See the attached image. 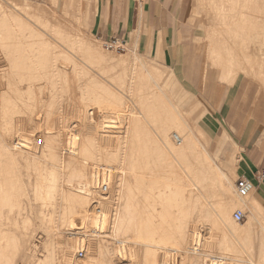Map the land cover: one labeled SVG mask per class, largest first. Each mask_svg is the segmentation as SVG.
Here are the masks:
<instances>
[{"label":"bare ground","instance_id":"1","mask_svg":"<svg viewBox=\"0 0 264 264\" xmlns=\"http://www.w3.org/2000/svg\"><path fill=\"white\" fill-rule=\"evenodd\" d=\"M204 2L209 10L204 16V35L211 46L207 50L211 56L207 55L213 67H219L221 78L229 82L239 71L243 72L250 84H260L264 99V0ZM61 20L53 8L0 0V52L4 57V63L0 64V264H119L121 255L117 254L120 251L117 244L128 242L143 247L141 264H154L156 257L151 248L162 243H169L170 250L184 256L186 264H215L208 260L209 255L232 264L264 263V203L251 194L254 187L247 195H240L235 183L233 191L225 175L214 169L206 148L193 135L191 127L187 128L186 123L187 129L180 125L177 118L180 112H173L174 104L161 86L163 79L157 78L161 77L158 70L142 63L134 53L117 56L103 52L75 26ZM248 38L257 39L260 47H254L256 42L247 44ZM253 50L257 52L253 54ZM249 56L251 59L247 60ZM86 66L92 69L96 66L101 72L108 70L109 73L104 72L108 77L89 78L88 70H84ZM103 93L112 101L106 104L111 105L110 108L123 105L127 109L129 103L136 106L133 104L136 97L138 111L127 109L121 114L120 127L115 130L104 126L101 134L103 124L99 129L98 122L90 121L86 126L82 120L84 126L81 127L86 131L82 129L91 134V146L83 142L84 134L82 138L75 133L78 147L69 143L70 146H65L63 128L53 126L56 121L61 123L63 107L75 104L72 101L77 98L81 103L85 101V105L88 100L99 104ZM81 105L84 108V103ZM38 114L42 115V121L38 120ZM33 115H37L36 118ZM19 119L21 123L28 122V131L42 132H39L43 139L40 152L32 150L33 138L28 137L26 129L27 136L21 133L16 143L12 142V137L19 134L18 128L24 131V123L19 122L21 127L16 125ZM172 127L180 131V136L173 134L176 145L168 139ZM90 148L94 149L93 155L85 158V151ZM109 161L118 165L113 191L98 193L99 199L91 202L95 197L92 194L101 191H96L90 173L98 169L100 162ZM179 168L182 173L176 174ZM208 182L215 183L211 186L213 192ZM96 201L112 204L110 216L107 214L110 218L106 216L108 228L103 233L85 230L88 227L80 230L79 226L72 230L82 233L86 239L95 237L94 257L79 261L72 256L73 244L64 238L63 225L68 222H65L68 215L73 214L75 220L90 218L89 214L93 213L89 212ZM159 202L164 206L162 203L158 206ZM37 203H48L53 208V216L49 217L52 230H45L50 238L41 254L42 239L36 237L40 234L34 235V231L28 230L31 226L41 227L46 218L42 210L36 209ZM157 206L166 215L157 214L166 219L155 212L159 221L152 219V210ZM237 207L254 212V221H236L233 217L236 210L245 215ZM234 208L237 209L232 212ZM97 210L102 211L98 204L94 205L93 212ZM203 221L208 224L205 226ZM197 226L210 232L216 228L220 235L217 245L234 248L236 253L199 251L197 241L190 243V231ZM187 241L191 246H185Z\"/></svg>","mask_w":264,"mask_h":264},{"label":"rangeland","instance_id":"2","mask_svg":"<svg viewBox=\"0 0 264 264\" xmlns=\"http://www.w3.org/2000/svg\"><path fill=\"white\" fill-rule=\"evenodd\" d=\"M4 1L10 2L11 0H4ZM15 1L20 2V3L36 5L38 7H46L48 9L53 8L55 13L62 19L61 20L62 22L66 23L70 26H75L87 39H90L89 41L92 42V40H93L95 44L97 43V46L99 45L100 49L101 50L103 49L102 50L103 52H106V53L109 52L112 54L115 53V55H117V56H119V55L124 56L126 54L134 53V54H136L138 59H140V61L143 60L142 63H145V64L147 63V65L152 66V68L155 67L154 69L158 70L157 72H159L158 76L162 77V78L161 77H157V78H160L161 80L163 79L161 81L162 82L161 86H162V88L164 87V89H165V91H164V89H163V91L165 93L169 92L167 94L170 97V100L174 104V108H172L173 112L174 113H177V111L180 112V113H178L179 115L176 114V115H178L177 118L180 119L179 120L180 125L182 127L184 126L185 129H187L189 126L191 127L193 135L198 137V139L203 143V146L206 148L205 151L207 152V155H209L207 157H208V159L210 158V162L214 166V169H216L217 172L219 171L220 173H223L225 175L226 180H228L230 182V184L232 185L233 191H235L234 183H235L237 178L251 175V172L248 171L249 169L247 167V161L248 160H246L247 154H250V152L244 150L243 148H241L239 146L234 145V143L227 137V135L223 131L218 132V131H216V129H214V131H207L204 129V126H203V122H202L203 116H204V114L208 115L207 108H206V105L208 103L206 101L207 99L202 98L205 96L203 95L200 97L198 92L200 93L202 90L201 88H203L204 86H208L207 84L209 81L215 87V90L213 92L214 96L212 97L211 102L209 101V103L216 110V114L220 113L223 117L230 114V116H229L230 119L237 120V121H232V122H234V126H236L238 128L241 127V125L243 124V121L246 120L250 116L253 118L252 119L253 121L255 120L256 123L260 124L261 126H264V99L261 98L262 92L260 91V87H259L260 84H258V83H251L250 84L249 78H247L248 76L241 71H239L237 73V75L234 77V79L232 80L233 82L232 81L231 82L225 81L224 79L221 78V76L219 74V69H218L219 67H213V65H212L213 64L212 60H210L211 58L209 57L211 55L208 54L209 53L208 51L210 50L209 47H211V46H208L209 43L205 39V35H204V29H205V27H204L205 26V23H204L205 17L204 16L208 14L207 12H209V10H206L207 5L205 4L204 0H184L185 14H184L183 20L181 22H179V25L177 28L178 36H183L182 40L185 41V43L177 44V53H176V60H175L176 63L178 64L177 68H178L179 72H181L183 70L184 72H188V74L189 73L194 74L192 78H193V80H195L194 87L197 86V87H195L196 89L195 88L193 89L191 85H189L188 83H184V81L182 82L180 79H178L175 75L174 70H172L171 67H169L168 65L163 63L162 56L159 57L158 51H155L153 53H149L150 51H148V49H146V47H144V46L142 47V44L138 43V41H137L138 38H137L136 32L128 35V36H130V38L126 39L122 48H119V49H107V48H105L103 45L104 41L102 39L98 38L95 34H93L90 31V28L88 26V22L85 19H83L81 0H54V1L53 0H15ZM203 4H204L205 8L203 7ZM75 17H78V18L75 19ZM202 22H203V24H202ZM248 40H250V41H248ZM248 40L246 39L247 44H248V42H250V43L252 42V44H250V43L249 44L253 45L256 42V44H254V47L255 46L257 48L260 47V45H258V43H257V41H258L257 39H256L257 41L256 40L253 41L251 38H248ZM262 41H263V39H262ZM199 44H201L200 48H197V46ZM263 47H264V45H263ZM253 52H254L253 54H255L257 52V50H253ZM260 57L261 56H259V58ZM263 57H264V54H263ZM249 59H251L250 56H249V58H247V60H249ZM262 60H264V59L262 58ZM1 62L4 63V57H3L2 53L0 52V64H2ZM90 67H92V66H90ZM90 67L86 66L85 67L86 69L84 68L85 71L88 70L87 75H89V78L90 77L96 78V76L98 78H101V75L104 77L107 76V74H105L104 72H107L108 70H105V71L102 70L104 72H101V69L96 67V66H93V69ZM204 67L206 69L210 68V70L207 71V74H206L207 77L206 78H205V75L203 74V68ZM139 69H140V67H139ZM107 73H109V71ZM92 74H94L95 76ZM112 82L116 83L115 81H112ZM217 85H220L219 88L217 87ZM110 86H111V89H114L113 85H110ZM197 89L198 90L200 89V90L197 91ZM114 90L116 92H118V94H119V91H117L116 89H114ZM99 94H101V93H99ZM120 94L122 95V93H120ZM102 95L99 98L100 99L103 98V100L105 102H101V101H103L101 99V100H99L100 101L99 104H95L91 100H88L90 103L87 101L86 105H85V101H84L83 103L85 106H84V108H82L81 104H83V103H81L82 101L78 100V98H77L76 99L77 101H72V102H75V104L71 102L72 104H70V105H72V106H70V105L67 106L70 108L67 109V107H63L64 113L62 114L63 118L61 120V123H58L56 121V123L54 122L55 124L53 123L54 124L53 126L57 127L58 125H60V128L61 127L63 128V131H62L63 132V141L66 142V143H64V142L63 143L65 144V146H68L70 144L72 147H78V145L76 146V144H78V137L77 136L79 135L82 137L83 134H84L83 135L84 138L82 137L83 142L87 145L91 144V136H90L91 134L87 133L88 131L85 132L86 131L85 128L81 127V126H84V125H82L84 123V121H85L84 124L86 126L90 121H92V122L94 121V124H96V122H98L96 126L99 125L98 126L99 129L101 127L100 125L103 124V127L99 130V132L101 130H104V126H107V127L109 126V128L111 127L110 129L114 128L116 130V128H118V126L119 127L121 126L120 121L122 118H120V117H122V115H121L122 113L127 112L126 111L127 109H131V110L134 109V111H138L139 105H138V99L136 97H134V99H133L134 100L133 104H136V106L134 105L136 109L132 108L134 106L131 103H129L127 109H124L126 106L124 107L123 105H122V107H121V105H119L117 107L114 106V107L110 108L111 105L108 106L106 104H110V103H112V101L111 102L109 101L110 98H107V97L105 98L104 93ZM122 96H124V95H122ZM106 99H108V100H106ZM255 99H257V100L255 103H253V101ZM91 103H93V105H91ZM79 104L81 107L79 106ZM75 105H77V108L75 107ZM97 105H98V107H97ZM87 106L89 109L87 108ZM170 106L172 107V105H170ZM175 108H176V110H175ZM86 109H88V112H86ZM66 111H67V113H66ZM82 111H84V113ZM87 113H88V115L89 114L90 115L89 116L86 115ZM68 115H69V117H68ZM84 115H86V117L87 116L92 117V119L90 118L91 119L90 120L87 117V119H88V122H87V119H85L86 117H83ZM33 116L36 118L37 115H33ZM40 116H42V115L38 114L37 118H39ZM180 116H182L181 118L183 120H181ZM40 118L38 120L42 121L43 117H40ZM21 119H25V118L22 117ZM82 120H84V121H82ZM19 122H20V119L18 121H16L17 127H19V126L21 127V125H20L21 122L20 123ZM25 122L26 121L24 120L21 123V124L24 123L22 126L24 131L21 132V130H20L21 128L20 129L18 128L17 132L19 134L17 133L18 135H15L14 137H12V139H13L12 142L16 143L15 139H17V137L19 138V135L21 133H23L25 136L29 135L28 137L33 138V142L31 141V144L33 143V146L35 145L34 147L32 146V150L37 151V153H38V151L40 152V150H41L40 146L43 144V139H42V134H41L42 132L39 130L35 131L34 133L30 130L28 131L26 128L28 126V124H27L28 122H26V123ZM81 122H82V124H81ZM108 123H111L112 125L108 124ZM185 123H186L187 128L185 127ZM25 124H27V125H25ZM56 124H57V126H56ZM61 124H64V125L61 126ZM80 127H81V129H80ZM57 128H59V127H57ZM82 128H84L85 131ZM174 128H176V129H174ZM25 129H26L27 135L25 134ZM79 130H80V132L83 130L82 131L83 133L81 132V135H80ZM178 130L179 129L177 127H172L170 129L171 134L170 133L168 134L169 141H171L175 145L177 143V139L174 137L173 134H177L180 136V131H178ZM30 132H32V134ZM39 132H41V133H39ZM69 132L73 134V137H72V134H69ZM101 133L102 132H100L99 134H101ZM201 134H203L202 135L203 137L201 136ZM65 135L67 138H65ZM38 138L42 141V143L34 144V142H36V140ZM107 145L108 144H106L104 146H107ZM255 148H257L259 150V153H260V154L254 155L255 159L257 160V168L259 171L264 170V145L262 143H259V141H258V143L255 145ZM93 150H94L93 148H90L87 151H85L84 157L85 156L91 157L93 155V152H92ZM246 152H247V154H246ZM109 162H112V163H109ZM109 162L108 163L107 162L106 163L100 162L101 167L96 165V164H93V166L94 165L98 166V169L95 172L90 171L91 172L90 176L94 180V184H96L97 182H100L101 178L104 180L107 179V182H108L107 187L109 186L107 191L110 192V191H113V188H114V182H115V179L117 176L116 172L118 171V165L116 166V163H113V161H109ZM179 169L176 171V174L182 173L181 169L179 172ZM244 171H248V173H245ZM24 176L26 177V175L25 174L23 175V180L26 182L27 177L25 178ZM209 181L212 182L213 180H211L209 178ZM210 182H208V187H209V184H212ZM214 184L215 183L210 185V189L208 188L212 192H213V188L211 186H214ZM95 187L97 188L96 185H95ZM255 190L258 191L260 196L264 199V183L259 182L258 185H256ZM96 191H98V189H96ZM254 191L251 192V194L253 196H254ZM98 193L100 195V193H102V192H96V194L95 193L92 194V196L95 195V197H93L94 199L91 198V200H90L91 202L96 200L97 198L99 199ZM160 201H162V200H160ZM262 202L264 203V200H262ZM160 203H162L164 206L163 202H159L158 206L159 205L162 206V204H160ZM96 204H98L102 210L101 211L102 214L100 213L101 216L96 214V212L95 213L93 212L94 211V205H96ZM94 205L92 206L93 208L91 207L92 208L91 212H89V213H93V214H89L90 218H89V216H86V218L80 217V218L75 220V218L72 216L73 214L71 213L72 215H70V216L68 215L67 219L65 220V222H67V221L68 222L67 223L64 222L66 225H63V226H65L64 228L66 230L65 233L63 234L64 238L66 240H69V242H72V244H73L72 256H73V258H75L79 261L86 259L87 256L88 257H94L93 255L95 253V251H94L95 249H93L94 248L93 242H95V241L93 240V238H95V237L94 236L91 237L92 238L91 240L86 239L87 237H85L82 233H81V235L74 233L73 232L74 229L77 226H79L80 230H83V228L85 229L86 227H88L85 230L94 229L96 231V233H99V232L103 233L105 231V229L108 228L107 225H108L109 219H107V217H109L110 216L109 214L112 212L111 211L112 210V204L111 203L103 204L102 202L99 204L97 202ZM51 206L52 205H50L48 203H42V204L37 203L36 209L42 210L43 214L46 216V218L43 217L45 219H43L44 221L42 222L41 227L40 226H38V227L37 226H34V227L31 226V228L28 227L29 232L34 231L33 232L34 235L40 234V236L39 235L36 236V237H40V239H42V243H43V244L41 243L39 245V253L40 254L45 250L44 246L46 243H48L49 238H50V237H47L45 230L46 229L49 231L52 230V228L50 229V227H52V225H51L52 223H51L50 218H51V216H53L52 215L53 208ZM158 206H157L156 210H158L159 212L158 211L156 212V210L153 211L154 209L152 210L151 214L154 217L156 215H158L157 213H160V212L164 215L163 210L161 209L162 211H160ZM237 208L241 209L245 212L242 223H248L250 221H254V219H253V213L254 212H252L251 210L244 208V207H237ZM237 208H234L232 210V212ZM87 211H89V209ZM45 212H47V213H45ZM153 212H155L156 215H154ZM232 212H231V216H232ZM68 214H70V213H68ZM163 215H161L159 217L161 219L162 218L166 219V217H164L166 215V212H165V215L164 216ZM154 217L152 218L153 220L158 219V221H159L158 217H155V219H154ZM88 218H89V221H88ZM73 220H75V221H73ZM75 222L78 225L77 224L74 225ZM87 222H88V225H86ZM81 223L83 224V226H81L82 225ZM203 224H205V226H206V224H208V223H207V221H203ZM237 224H238V222H237ZM239 224H241V223H239ZM69 227H71V228H69ZM75 230H77V229H75ZM216 231H218V230H216V228H213L210 232V230H208L207 228L201 227V226H197L196 228H192V230L190 231V239L192 238L190 243L194 244V243L198 242L196 247L201 248L199 251L204 250V251L208 252L209 254H212V253L214 254V252L216 253V251H218V253L222 254V255L223 254H230V255L235 254L236 251L234 250V248L230 249L229 246L224 245L222 247L220 245H217L216 241H218L220 235L218 236L217 235L218 232H216ZM223 231L226 232L225 229H223ZM89 238H90V236H89ZM90 244H92V245H90ZM162 244L163 245H161V246L157 245V246L151 248L154 255H155L154 257H156V258H154L155 260L153 259L154 264H179V263L180 264H186L187 263L186 260L183 259L184 256L182 258V256L178 255L177 252H175L172 249L170 250L169 249L170 247L168 248L169 243H167V244L162 243ZM191 244H189V241H187L185 246L188 247V246H191ZM117 245H118V247L116 246L117 251L120 250L119 252H117V254H118V256H120V255L122 256V257L120 256V258H119V261H120L119 264H141L143 262L142 258H141V255H142L141 253H143V250H142L143 247H141L140 245L137 246L136 244L129 243V242L117 244ZM119 247L122 248L123 251ZM79 248H82L84 251L82 256L77 255V252H78L77 250ZM89 255H91V256H89ZM127 258H128V260H127ZM179 258L180 259L182 258L183 260L181 259V261H180ZM208 260H210V261L212 260L211 262L212 263L215 262V264H229L230 263V262H226V260L221 259L219 257H216V258L210 257V255L208 256ZM184 261H185V263H184ZM65 263L66 262H63L62 264H65ZM230 264H232V263H230ZM233 264H235V263L233 262ZM262 264H264V263H262Z\"/></svg>","mask_w":264,"mask_h":264},{"label":"crops","instance_id":"3","mask_svg":"<svg viewBox=\"0 0 264 264\" xmlns=\"http://www.w3.org/2000/svg\"><path fill=\"white\" fill-rule=\"evenodd\" d=\"M81 3L83 19L88 22L90 31L98 38L103 41L118 38L125 43L126 39L130 38L128 35L136 32L137 41L142 47H146L149 53L158 51L163 63L174 70L178 79L188 83L193 89L197 87H194L195 80L192 78L194 74H188L183 70L179 72L175 61L177 44L185 43L182 40L183 36L177 34L179 22L183 20L185 14L184 0H81ZM200 45L197 48H200ZM208 70L210 68H203L205 78ZM207 85L201 88L200 93L198 92L200 97L203 95L206 97L202 98L207 99L208 103H206L208 115L204 114L202 120L204 129L223 131L234 145L250 152V154L246 152V160L251 175L244 177L254 181V173L258 171L254 155L260 154L255 145L258 141L264 145V126L253 121L250 116L238 128L232 122L237 120L230 119V114L224 117L220 113L216 114V110L209 103L214 96L215 87L210 81ZM219 86L217 85L218 88ZM258 183L254 181V190ZM254 196L264 200L256 190Z\"/></svg>","mask_w":264,"mask_h":264},{"label":"built area","instance_id":"4","mask_svg":"<svg viewBox=\"0 0 264 264\" xmlns=\"http://www.w3.org/2000/svg\"><path fill=\"white\" fill-rule=\"evenodd\" d=\"M104 47L107 49H119L122 48L124 45V41L120 40L118 38H112L110 40H106L103 42ZM41 140L38 138L35 142V144H40ZM18 144V143H17ZM254 181L256 182H264V170H258L254 173ZM254 181L252 179H249L247 177H239L235 181V186L240 195H247L255 186ZM107 179L104 180L101 178L100 182H97V189L100 190L101 192H106L108 187H107ZM101 211H96V214H100ZM233 217L236 221H242L244 218V213L240 210H236L233 213ZM78 256H82L84 253L82 248H79L78 250Z\"/></svg>","mask_w":264,"mask_h":264}]
</instances>
